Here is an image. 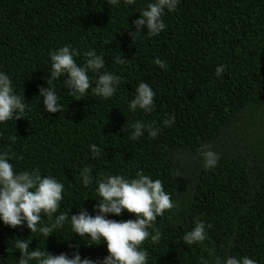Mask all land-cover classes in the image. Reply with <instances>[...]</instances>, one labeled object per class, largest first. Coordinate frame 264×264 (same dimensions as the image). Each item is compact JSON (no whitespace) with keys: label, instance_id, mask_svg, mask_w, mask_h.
Instances as JSON below:
<instances>
[{"label":"trees","instance_id":"trees-1","mask_svg":"<svg viewBox=\"0 0 264 264\" xmlns=\"http://www.w3.org/2000/svg\"><path fill=\"white\" fill-rule=\"evenodd\" d=\"M148 2L0 0V71L28 107L23 119L0 124V150L12 154L14 171L37 169L65 185L57 213L42 215L43 224L81 207L97 214V179L141 172L161 180L178 204L154 222L160 240L143 242L149 264H212L213 257L244 255L264 264V0H179L173 12L165 11L161 33L149 37L142 29L131 36ZM65 44L77 50L80 64L88 49L103 56L105 69L120 77L113 97L102 99L90 88L75 99L63 77L47 79L49 50ZM155 57L166 67L154 64ZM220 64L225 71L217 77ZM140 82L156 93L151 112L127 107ZM47 84L56 88L62 111H44L38 89ZM169 115L175 120L164 127ZM137 120L158 126L157 137L129 139ZM92 144L102 149L97 158ZM204 144L219 154L214 168L202 166ZM86 165L93 182L85 188L79 173ZM108 218L133 217L122 211ZM195 219L211 227L204 242L188 245L182 236ZM17 237L52 255L78 253L96 262L107 255L103 241L75 236L69 217L46 240L23 225L0 223V264H17Z\"/></svg>","mask_w":264,"mask_h":264},{"label":"clouds","instance_id":"clouds-1","mask_svg":"<svg viewBox=\"0 0 264 264\" xmlns=\"http://www.w3.org/2000/svg\"><path fill=\"white\" fill-rule=\"evenodd\" d=\"M126 2L132 5L135 0ZM108 3L116 6L120 0H108ZM178 4L179 0H149L133 21L134 31L130 35L146 29L149 37L157 36L165 29V11L173 12ZM48 55L50 72L47 79L56 81L63 77L62 84L75 99L83 98L90 88L93 94L102 99L111 98L116 93L120 77L105 69L103 56L98 55L94 49L82 53V64L75 59L77 50L67 44L49 50ZM114 59L117 64L123 62L121 57ZM153 63L161 68L166 67L159 57H155ZM224 71L225 65L220 64L215 68V75L219 77ZM89 73H96L97 78L93 80ZM134 90V97L127 105L128 109L133 112H151L156 95L151 86L140 82ZM38 96L43 97L45 112L62 111L63 105L54 86L47 84V87L39 88ZM26 111L28 107L24 96L14 91L11 77L0 71V124L12 119H23ZM174 120L175 117L169 115L162 124L169 127ZM129 127V139L137 141L145 133L148 137L155 138L160 132L158 126L154 127L153 124H145L139 120ZM15 139V136L9 137L12 142ZM89 150L93 158L99 157L102 151L96 144L89 145ZM198 154L203 168L211 169L217 165L219 154L210 145H201ZM12 159L11 153L0 150V223L12 228L23 225L29 233H39L46 240L54 230L62 228L63 222L70 217L71 231L75 236L86 237L93 242L103 241L107 251V255L99 262L88 258L81 259L78 253L69 258L64 253L52 255L36 247L29 248L30 239L17 237L13 245L20 253L17 264H149V254L143 247V242L149 240L157 243L161 233L154 226V222L165 211L178 207L159 179H152L141 172H137L134 178L109 174L102 175L95 181V192L100 197V202L96 201L93 205L97 214L90 215L87 209L81 207L76 214L61 212L55 216L53 223L43 224L42 215L51 219L57 213L63 200L65 185L52 175L42 177L37 169L14 171V166L10 163ZM91 171L86 165L79 173L85 188L93 182ZM122 211H127L133 218H108L109 214L119 216ZM210 227L203 220L195 219L191 229L184 232L182 240L188 245L202 243L207 238V229ZM201 264H208V261L202 260ZM212 264H257V261L247 255L224 256L213 257Z\"/></svg>","mask_w":264,"mask_h":264}]
</instances>
